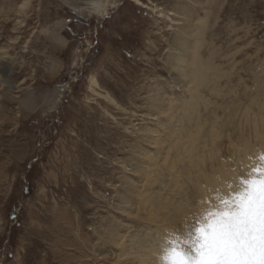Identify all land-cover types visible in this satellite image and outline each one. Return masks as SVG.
Wrapping results in <instances>:
<instances>
[{"label": "rangeland", "instance_id": "374dc122", "mask_svg": "<svg viewBox=\"0 0 264 264\" xmlns=\"http://www.w3.org/2000/svg\"><path fill=\"white\" fill-rule=\"evenodd\" d=\"M23 1L15 0V8L10 6L11 10L0 16V33L3 31L0 46L6 48L12 68L9 83H0V105L4 114L16 121L5 119L0 129H3L0 264H59L53 246L69 249L61 245L65 237L72 238L76 233L78 213H86L83 233L95 240L92 223L96 225L98 216L105 215L106 210L113 211L110 207L119 199L109 183L120 167L118 161L125 157L127 139L133 135L125 131L129 114L113 105L107 106L102 97L89 91V76L94 74L100 90L109 92L125 108L142 107L147 113L144 90L137 89L143 73L152 67L147 57L154 58L161 73L158 81L164 83L163 78L167 79L168 91L172 85L170 74L163 66L162 56L167 51L164 43L160 42L153 52L147 48L149 40H155L150 36L156 32L153 12L157 7L162 11L166 8L156 0H107L105 6L104 0L95 6L80 0L79 8L60 0H30L31 10L25 15L19 12ZM201 1L198 11L203 15L202 6L206 4L205 0ZM209 10L211 27L206 39L220 54L217 63H222L225 70H234L233 81L227 84L230 89L227 103L231 105L238 97L247 106L256 92L253 88L257 73L259 100L264 105V0H220L219 5ZM167 16L174 18L171 10ZM161 25L163 28L158 33L167 37L171 29L164 22ZM45 27H49L53 37L40 32ZM53 34L66 39L65 45ZM14 37L18 38L12 40ZM238 49L234 58H228L226 54ZM238 76L243 79L240 85ZM148 81L151 82L149 78ZM57 87L61 90L58 100L44 103L42 95L53 94ZM176 90L179 95V89ZM26 93L32 94L37 106L23 113L17 103ZM145 118L134 123L153 128V120L148 115ZM243 131L254 143L248 127H243ZM228 132L236 141L234 124ZM228 146V139L223 137V158L226 155L230 158L234 152ZM70 173L81 183L79 187L95 198L97 205H94L98 206L95 210L76 209L75 204L80 203L79 198L75 202L76 194L69 196L68 187L73 186ZM94 183L100 185L97 194L91 190ZM57 208L67 210L75 226L72 231L67 230L63 221L54 222ZM59 224L66 230H53Z\"/></svg>", "mask_w": 264, "mask_h": 264}, {"label": "bare ground", "instance_id": "6f19581e", "mask_svg": "<svg viewBox=\"0 0 264 264\" xmlns=\"http://www.w3.org/2000/svg\"><path fill=\"white\" fill-rule=\"evenodd\" d=\"M60 1L74 8L80 6V0ZM82 1L86 5L95 6L99 0ZM219 1L205 0L206 5L202 6L205 11L200 15L198 10L201 0H156L166 11L156 6L153 12L156 32L151 31L150 34L155 38V42L149 40L147 48L153 52L160 42L164 43L167 51L162 56L163 66L170 74L172 85L168 91L169 85L165 88L167 79L163 78L165 84L158 81L161 79V73L156 69L154 58L147 57L146 61L152 67L143 73L141 83L137 87L138 90H144L142 94L145 95L143 99L145 98L147 113L142 107L125 108L109 92L100 90V84L94 74L89 76V91L102 97L107 106H115L129 114L130 121L127 122L125 131L133 135L127 139L125 157L118 161L120 167L113 176V182L109 183L115 192L114 196L119 200L110 207L112 212L106 210L105 215L98 216L96 225L92 223V232L97 235L95 240H92L88 233H83V218L86 213H78L76 229L67 210H54L55 223L63 221L67 230H76L72 238L65 237V243L61 245L69 249L54 248L53 244V252L57 254L59 264H158L159 242L164 233L192 222L193 214L199 216L208 207L205 201L209 197L218 190L226 191L227 184L247 172L245 166L250 164L249 158L264 151V105L259 100V75L254 73L253 90L256 92L251 95L247 106L237 100L238 97L229 105L227 97L230 89L227 84L233 81L231 75L234 70H225L222 63H217L216 59L220 54L215 45L206 39L211 27L212 11L209 8L213 9L219 5ZM107 2L104 0V6ZM29 3L30 0H24L19 5V12L27 15L31 10ZM12 5L14 8L17 5L15 0H0V16L11 10ZM170 10L174 18L167 16ZM163 22L171 29L167 37L158 33L163 28ZM48 28H41L40 32L51 35ZM2 36L3 31L0 33V37ZM54 38L65 45L66 39L57 35H54ZM239 50L226 55H229L228 58H234ZM8 56L6 48L0 46V83L4 85L9 83L12 70ZM242 81L238 76V85ZM224 83L227 86H224ZM174 89H179V95ZM60 91L57 87L53 94L42 95L43 102L57 101ZM218 99L221 102H218ZM34 101L32 94L26 93L17 104L23 113L30 112L37 106ZM4 113L3 106L0 105V129L3 128L5 119L16 122L14 117ZM147 115L149 120H153L154 127L145 123H136V127L134 120L141 122L146 120ZM231 124H234L237 131L236 141L231 138L229 132L227 133ZM243 127H248V133L255 140L254 143L244 135ZM2 132L3 129L0 130L1 136ZM223 137L229 141L228 148L234 150L230 158L226 157L227 155L222 157ZM142 142H145L147 147L143 146ZM2 145L0 141V181L3 179ZM94 174L97 175L95 172ZM68 176L73 184L68 187L71 195L68 194H76L75 202L79 198L80 204L74 203L76 209L80 207L82 211L85 209V212L95 210L98 207L94 205H97L95 198L79 187L81 183L75 180L73 173ZM101 178L100 176L99 181ZM98 189L100 185L92 184L93 193L97 194ZM212 203L216 204L217 201L213 200ZM56 229L66 230L60 224L54 226L53 230ZM55 239L57 244V234Z\"/></svg>", "mask_w": 264, "mask_h": 264}, {"label": "snow or ice", "instance_id": "6c2138e0", "mask_svg": "<svg viewBox=\"0 0 264 264\" xmlns=\"http://www.w3.org/2000/svg\"><path fill=\"white\" fill-rule=\"evenodd\" d=\"M249 159L199 216L164 233L158 264H264V151Z\"/></svg>", "mask_w": 264, "mask_h": 264}]
</instances>
